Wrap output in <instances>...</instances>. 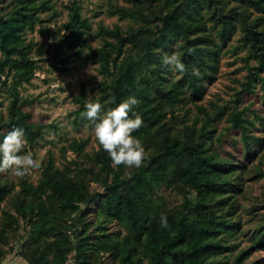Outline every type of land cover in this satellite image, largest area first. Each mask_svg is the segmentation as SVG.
<instances>
[{"label": "trees", "instance_id": "trees-1", "mask_svg": "<svg viewBox=\"0 0 264 264\" xmlns=\"http://www.w3.org/2000/svg\"><path fill=\"white\" fill-rule=\"evenodd\" d=\"M126 2L108 4V12L127 25L99 26L101 45L88 50L98 64L97 96L89 97L82 88L74 97V116L77 123L91 126L82 115L90 100L104 106L103 114L135 96L141 103L134 111L144 124L133 135L142 142L147 159L126 173L124 165L113 167L109 155L97 146L89 158L98 171L89 172L72 161L77 168L72 175L71 168L57 166L48 153L35 185L27 181L28 175L20 179L14 212L2 205L14 186L3 182L0 174V244H8L9 233L18 232L23 224L27 230L11 246L26 264H68L70 258L74 264H105V258L110 264H229L222 256L234 249L230 244L240 227L237 194L244 185L243 166L219 156L212 144L219 141L216 122L227 111L229 129L238 131L244 157L261 141L251 128L255 120L264 124V116L237 103L254 93V83L260 84L264 97V0ZM230 3L260 15L250 19L249 12L228 7ZM50 9L49 0H0V90L7 99L0 112V141L2 134L22 128L27 140L24 153L41 137V127L24 109L31 100L20 95V87L35 76L39 55L49 54L65 70L69 55L80 52L87 42V19L79 2L72 0L61 29L50 34L45 46L35 47L26 34L34 29L39 13ZM237 28L241 44L228 51L245 48L247 61L255 64L247 66L234 105L209 111L201 103L204 84L213 78L227 37ZM177 41L186 71H176L180 77L170 81L171 68L162 64V57L174 51ZM193 68L200 71L199 77L192 74ZM188 105L195 110L191 122ZM180 110L186 118L175 127L171 120ZM86 144L85 139H72L62 150L80 156ZM254 177L263 178L264 171ZM88 180L103 191L90 190ZM162 186L179 189L182 199L177 208L167 209L158 201ZM162 214L167 229L161 227ZM110 224L125 233L109 231ZM257 227L252 239L255 245H264V217ZM4 254L0 249V260ZM244 256L239 252L231 264H241Z\"/></svg>", "mask_w": 264, "mask_h": 264}, {"label": "rangeland", "instance_id": "rangeland-1", "mask_svg": "<svg viewBox=\"0 0 264 264\" xmlns=\"http://www.w3.org/2000/svg\"><path fill=\"white\" fill-rule=\"evenodd\" d=\"M72 0H49L51 9L39 13V20L35 22L34 29L28 31L26 38L31 40L35 47L45 46L50 41V34L61 29L67 19L68 10L66 6ZM81 5L82 17L87 19L88 28L85 36L87 38L86 46L80 52L71 53L68 60L61 64L51 59L49 54L39 55V69L29 83H24L20 87V95L31 100V103L24 106L29 111L34 125L41 127V137L33 146L31 151L33 157L39 161L45 160L48 153H51L55 159V164L61 168H71V174L77 172L72 161L83 165L89 172H97L95 163L90 160L89 154L97 148L98 144L92 131L93 125H81L75 121L74 110L77 108L74 97L80 94L81 89H85L89 97L97 96L96 81L100 79L98 75V64L89 56V48H96L101 45V38L97 33L100 25L111 27L114 24L121 26L127 25L126 21L119 20L115 15L108 12L109 2L118 5H128L126 0H77ZM233 9L244 11L250 15V19L258 17L260 13L247 8L245 5L230 3ZM246 9V11H245ZM264 26V24H263ZM241 31L239 28L227 37V42L222 48L213 78L204 84L203 99L201 103L209 111L222 106H233L235 103V93L241 90L240 82L244 80L247 66L255 64V60L246 58L245 48L238 47L234 52L228 51L233 46L241 44ZM174 42L173 53H177V43ZM167 68H170L167 66ZM172 75L170 81H176L180 75L171 69ZM264 77V74H262ZM254 93L245 94L242 102H238V107L248 105L251 110L259 116H264V97L259 83H254ZM0 112H4L7 99L4 91L0 90ZM191 108L189 122L193 121L195 110L192 105L185 106ZM228 110V108H227ZM229 111L216 122V136L219 141L212 144V148L219 153V156L231 160L233 163L242 165L241 172L244 180L243 187L237 194L238 222L240 227L236 232L234 241L230 246L234 249L223 253L222 258L227 257L229 264L239 252L244 251V259L241 264H264V245L262 243L254 244L252 236L256 234L261 218L264 217V177L256 180L255 175L259 171H264V124L255 120L254 127L251 128V134H254L261 141H256L252 152L246 157L243 156L242 147L238 141V131L229 129L226 116ZM250 113L249 111L247 112ZM183 111L180 110L171 120L172 125L179 127L183 119ZM72 139H85L87 144L83 149V156L78 155L71 150H62ZM25 154V153H24ZM125 172L133 171V168L125 166ZM259 169V171H257ZM38 171L33 170L28 174V182L36 184L38 180ZM2 181L12 183L14 189L8 198L3 202V207L10 212L13 211V204L19 197L20 179L13 177L10 173L2 175ZM90 190L103 191L93 180H88ZM157 198L167 209H175L181 203V194L177 188L160 187L157 190ZM89 214H92L91 211ZM91 220V217H88ZM108 230L114 233L123 234L120 226L110 224ZM26 227L23 226L18 232H11L8 235V244L1 245L0 249L5 251L0 264H26L23 259L17 257L14 245L18 238L22 236ZM105 264L110 261L105 258ZM68 264H74L73 258H70Z\"/></svg>", "mask_w": 264, "mask_h": 264}, {"label": "clouds", "instance_id": "clouds-1", "mask_svg": "<svg viewBox=\"0 0 264 264\" xmlns=\"http://www.w3.org/2000/svg\"><path fill=\"white\" fill-rule=\"evenodd\" d=\"M162 64L173 71H186L178 53L164 54ZM192 74L199 77L200 71L193 68ZM140 103L135 96H129L103 114L104 106L99 101L90 100L85 105L86 111L82 115L92 123L98 147L109 155L113 167L124 165L128 168H140L148 157L142 142L133 135L144 124L141 115L134 111ZM130 113L134 118L130 117ZM2 135L0 174L10 173L13 177L23 179L30 171L41 169V161L35 159L31 151L22 154L27 145L22 128H13ZM160 224L162 228L169 227L166 215H161Z\"/></svg>", "mask_w": 264, "mask_h": 264}, {"label": "built area", "instance_id": "built-area-1", "mask_svg": "<svg viewBox=\"0 0 264 264\" xmlns=\"http://www.w3.org/2000/svg\"><path fill=\"white\" fill-rule=\"evenodd\" d=\"M17 257L20 258V259H22L21 256H20L19 254H17Z\"/></svg>", "mask_w": 264, "mask_h": 264}, {"label": "crops", "instance_id": "crops-1", "mask_svg": "<svg viewBox=\"0 0 264 264\" xmlns=\"http://www.w3.org/2000/svg\"><path fill=\"white\" fill-rule=\"evenodd\" d=\"M16 264H17V263H16ZM18 264H21V261H20Z\"/></svg>", "mask_w": 264, "mask_h": 264}]
</instances>
